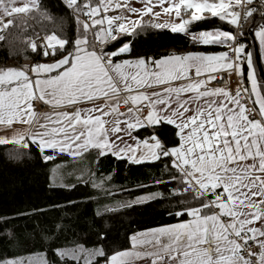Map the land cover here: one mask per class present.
<instances>
[{
	"label": "snow or ice",
	"instance_id": "snow-or-ice-1",
	"mask_svg": "<svg viewBox=\"0 0 264 264\" xmlns=\"http://www.w3.org/2000/svg\"><path fill=\"white\" fill-rule=\"evenodd\" d=\"M65 3L78 26L75 39L56 34L29 39L32 51L39 48L37 54L51 57L50 62L0 68V126H28L14 131L10 140L0 137V144L27 147L30 141L41 152L58 150L73 158L96 149L101 156L111 154L135 164L166 161L167 178H155L154 185H176L170 188L173 196L191 194L194 204L182 199L183 207L170 213L188 219L149 229L156 251L137 250L152 240L148 234H134L132 249L114 252L105 264H135L146 257L152 264L165 259L167 264H264V68L258 77L254 50L238 38L243 32H188L205 14L240 28L241 20L259 13L255 37L264 58V0L258 5L255 0H141L139 9L128 0ZM39 8L38 0H22V6L16 0H0V41L16 14ZM162 13L174 14L179 23L154 22ZM146 16L150 19L144 22ZM142 26L169 28L191 35L195 43L225 50L113 60L130 52V43L110 52L100 47ZM233 75L239 78L234 90L211 83L230 81ZM37 101L56 110L52 116L44 113L43 122ZM81 102L93 106L81 109ZM161 122L174 126V143L140 136L138 130ZM51 159L44 156L45 161ZM155 195L138 197L137 202ZM57 254L79 259L71 251L58 249ZM95 256L105 253L87 252L85 264H92Z\"/></svg>",
	"mask_w": 264,
	"mask_h": 264
},
{
	"label": "trees",
	"instance_id": "trees-1",
	"mask_svg": "<svg viewBox=\"0 0 264 264\" xmlns=\"http://www.w3.org/2000/svg\"><path fill=\"white\" fill-rule=\"evenodd\" d=\"M38 2L39 9L16 14L14 25L3 32L5 39L0 41V67L22 68L51 60V57L38 55L39 48L33 52L29 39L49 34L69 41L75 39L78 26L65 0ZM258 20L259 13H255L243 25V39L248 42L249 50L254 49V21ZM234 27L228 23L217 26L232 32ZM211 28L201 21L189 28L188 32L208 31ZM123 42L130 43L131 51L116 58L159 59L174 53L225 50L220 46L196 44L191 35L151 26L138 27L133 35L118 38L104 50L115 51ZM254 62L257 66L255 56ZM257 75L260 76L258 67ZM138 131L141 137L155 134L161 142L169 144L176 140L174 126L165 122ZM27 144V147L23 143L0 145V261L43 253L49 264H80L61 260L57 250L82 246L102 249L105 256L92 263L100 264L116 251L131 249L130 238L134 234L188 219L170 214L183 207L182 199L188 204L195 203L191 194L171 195L170 188L176 185H154L155 178H167L168 169L163 159L134 164L112 155L97 157L102 167L99 163L98 166L92 163L96 178L98 181L109 178L102 187H96L91 180L61 187L52 185L53 169L57 163L72 158L64 154L41 152L31 142ZM45 155L53 159L45 161ZM149 193L156 194L155 198L137 202L138 197H146ZM119 199L129 200L127 206L121 207Z\"/></svg>",
	"mask_w": 264,
	"mask_h": 264
},
{
	"label": "rangeland",
	"instance_id": "rangeland-1",
	"mask_svg": "<svg viewBox=\"0 0 264 264\" xmlns=\"http://www.w3.org/2000/svg\"><path fill=\"white\" fill-rule=\"evenodd\" d=\"M16 2H17L18 6H22V0H16ZM128 2L131 4L132 7H135L138 9L143 7L141 1L128 0ZM133 3H136V6H133ZM157 9L159 10V8H157ZM110 14H116V13L110 12ZM132 17H133V19L137 18V16L135 14H133ZM146 17L142 18L144 22L147 21ZM175 18L176 17L174 14H172L171 16H168V15H165L162 13L160 23H164L166 21H169V22L174 21L176 23H179V19L178 18L175 19ZM202 21H205L207 24H209L210 27H212L208 31L217 29V26L220 24H227V21H221L219 18L210 17L208 14H205V19H203ZM219 29L223 30L222 28H219ZM255 31H256V28H255ZM90 34H91V39H92V32ZM118 38H120V37H118ZM254 38L257 42L258 49H259V41L255 37V35H254ZM109 41H111V40H109ZM111 42H113V41H111ZM196 44H199V43H196ZM251 50H254V49H251ZM174 51L175 50H173L172 52H174ZM174 54H176V53H174ZM182 54H185V53H182ZM254 56H255V54L253 55V61H254ZM260 56H261V54H260ZM261 61H262V64H264V58L261 57ZM254 64H255V62H254ZM19 68H21V67H19ZM245 77H246V73H245ZM245 77H244V80H242L243 82L246 81ZM92 163H93L92 159H85V158L81 159L78 157L72 158L66 162L57 163L53 169V172H52V177H51L52 178V185L63 187V186H71L78 181L92 180L94 182L96 180V176H95L96 171H95V168H94ZM96 184H98L97 181H96ZM124 201L127 202L128 200L125 199ZM144 233L148 234V231L139 232L137 234H144ZM148 238L151 239L149 236H148ZM153 242L154 241L152 240L151 244H145L144 246L156 245V242L155 243H153ZM60 250L71 251L75 255L79 256V259H73L69 256H65V257L61 258V256H60L61 260H67V261H73V262L80 263V264H85V257H86L87 252H90V251H93L96 249H86L85 247L77 246V247H71V248H64V249H60ZM99 257H101V256H95L92 259V263L95 262ZM6 260L18 261V262H20V264H49V261H48L46 255L43 253L28 255V256H24V257L9 258V259L2 260L0 262L6 261ZM100 264H105V262H102Z\"/></svg>",
	"mask_w": 264,
	"mask_h": 264
},
{
	"label": "crops",
	"instance_id": "crops-1",
	"mask_svg": "<svg viewBox=\"0 0 264 264\" xmlns=\"http://www.w3.org/2000/svg\"><path fill=\"white\" fill-rule=\"evenodd\" d=\"M137 1H141V0H137ZM133 6H136V3H133ZM160 10V9H159ZM157 8L154 10V11H159ZM133 18V17H132ZM150 18L149 17H146V20L148 21ZM176 19V18H175ZM146 21V22H147ZM202 21V20H201ZM201 21H196V22H193L192 24H190L189 26H188V29L189 28H191V27H193L195 24H197L198 22H201ZM154 22H161V16L160 17H158L157 19H155V21ZM165 29H168V30H170L169 28H165ZM201 31H204V30H201ZM199 32V31H198ZM198 32H196V33H198ZM111 43V41H108L107 43H105L104 45H101L100 47H103V48H105L108 44H110ZM129 53V52H128ZM128 53H125V54H121V55H127ZM152 58V57H151ZM125 59H128V58H116V57H113V60H125ZM132 59H135V58H132ZM154 59V58H153ZM47 62H50V61H47ZM0 68H7V67H0ZM15 68H18V67H15ZM174 83H179V82H174ZM141 90H143V89H141ZM157 90H159V89H157ZM104 101L103 100H100V101H98V103H103ZM48 107H49V110H47V111H45V112H43V113H40V114H38V116H39V118H40V121L41 122H43V114L44 113H47L49 116H52L53 115V113H54V111H56L55 109H53L51 106H49V105H47ZM93 106V104L92 103H90V102H81L80 104H79V107L81 108V109H86V108H90V107H92ZM61 110H63V109H61ZM105 119H111V117H106ZM157 125H159V124H157ZM157 125H155V126H157ZM155 126H152V127H148V128H153V127H155ZM28 126L27 125H13L12 127H5V126H0V137H7V138H9V140L11 139V136L13 135V133H14V131H16V130H21V129H24V128H27ZM134 135H135V133H133ZM155 135V134H154ZM156 136V135H155ZM157 137V136H156ZM158 138V137H157ZM159 139V138H158ZM160 140V139H159ZM161 141V140H160ZM27 142H30V141H27ZM129 143H131V141H129ZM7 144H15V143H11V142H9V143H7ZM0 145H6V144H0ZM35 145V144H34ZM44 152H52V153H54V154H64V155H68V154H66V153H60L58 150L57 151H53V150H51V149H46ZM108 155H111V154H108ZM108 155H103V156H101V155H99V153H98V151L96 150V149H89L87 152H84L83 153V155L82 156H79L78 158H81V159H92V161L98 166V163L101 165V167H102V164L100 163V161H98V160H96L97 159V157H104V156H108ZM69 156V155H68ZM113 156V155H112ZM115 157V156H114ZM70 158H73L72 156H70ZM152 162H155V161H152ZM145 163H151V162H144V163H140V164H145ZM135 164V163H134ZM96 176V175H95ZM97 177V176H96ZM107 180H109V178H104V179H102V178H100L99 179V181H98V178H96V180L93 182L92 180V183L96 186V187H98V185L100 186L101 185V182H103L102 183V185L103 184H105V182L107 181ZM96 181L98 182V184H96ZM124 200H122V199H119V204L121 205V207H125V206H127L126 204L129 202V200L127 201V202H124L123 204H121L122 202H123ZM112 209V208H111ZM144 232H146V231H144ZM145 234V233H144ZM148 236L154 241L153 243H155V239L154 238H152L151 237V234L150 233H148ZM161 239V241H163V242H166V238H164V237H161L160 238ZM131 249H132V247H131ZM131 249H128V250H131ZM137 250H139V251H146V252H153V251H156L157 250V246L156 245H147V246H138V248H137ZM135 264H152V259H151V257H146V258H142V259H140V260H137L136 262H135ZM158 264H160V262L158 261ZM163 264H167V259H165V261L163 262Z\"/></svg>",
	"mask_w": 264,
	"mask_h": 264
},
{
	"label": "built area",
	"instance_id": "built-area-1",
	"mask_svg": "<svg viewBox=\"0 0 264 264\" xmlns=\"http://www.w3.org/2000/svg\"><path fill=\"white\" fill-rule=\"evenodd\" d=\"M260 0H255V4H259ZM241 27L240 28H236L234 27V32L233 33H239V32H243V35L242 36H239L238 38L240 39V41L242 43H244L246 45V47L248 48L249 47V44L247 41H245L243 38H244V31H243V25H244V21L241 20ZM38 43H39V40H38ZM172 51L174 50V48L171 49ZM246 65H244L245 67ZM239 78L236 77L235 75H233L230 79V81H226V80H217V81H212V85L213 86H227V87H230L234 90L235 86H236V83H237V80ZM241 83H243V81L241 80ZM35 107H37L39 109V112L38 114L40 113H43L47 110H49V107L47 105H43V102L41 101H37L35 102ZM124 109V106L123 104H121V110Z\"/></svg>",
	"mask_w": 264,
	"mask_h": 264
},
{
	"label": "water",
	"instance_id": "water-1",
	"mask_svg": "<svg viewBox=\"0 0 264 264\" xmlns=\"http://www.w3.org/2000/svg\"><path fill=\"white\" fill-rule=\"evenodd\" d=\"M253 42H254L256 63H257L259 74L261 75L260 69L264 68V66H263L262 61H261V56H260V53H259L257 42H256L255 39L253 40Z\"/></svg>",
	"mask_w": 264,
	"mask_h": 264
}]
</instances>
